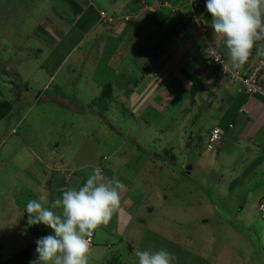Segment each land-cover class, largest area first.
<instances>
[{"label":"rangeland","instance_id":"374dc122","mask_svg":"<svg viewBox=\"0 0 264 264\" xmlns=\"http://www.w3.org/2000/svg\"><path fill=\"white\" fill-rule=\"evenodd\" d=\"M141 1L133 3L140 5ZM166 1L151 7L154 12L159 9L172 14L161 31L170 28L173 32L187 21L182 37L175 41H192L191 52L205 58L198 70L192 69L197 58L183 66L205 82L193 100L192 83L182 70L175 73L181 83L167 84L169 97L165 98L163 91L156 98L157 87L152 86L156 82L150 73H138L148 68V63L145 68L144 59L133 55H116L108 66L107 50L102 59L88 56L83 66L76 53L63 68L74 36L60 37L54 20L62 11L67 17H76L68 9L69 1L0 0V104H11L9 114L0 119V260L23 249L30 251L32 261L38 260L35 242L40 239L39 228L42 237L54 235V231L43 224L28 225V201L44 195L50 206L68 190V184L61 186L64 178L87 180L94 168H100L103 175L120 182L123 210L107 227L94 232L89 264H111L114 258H118L116 264H138L137 249L167 250L174 255L173 264H264V205H260L264 204V161L260 160L264 145L247 137L236 138L242 126L239 107L246 94H239L230 76L224 71L217 73L209 60L215 43L223 50L227 47L222 38L215 37L206 0ZM94 6L100 7L97 2ZM133 7L126 6L128 11ZM112 13L118 15V10ZM147 13L148 7L140 16ZM110 17L105 23L114 22ZM47 18L55 25L45 23ZM125 18L134 21L135 17L130 14ZM195 21L202 30L194 41ZM138 26L130 21L128 27L134 33ZM188 31L192 35H186ZM105 33L100 29L80 43L81 49L88 45L86 52L95 56L96 45H102L98 38ZM144 35L147 39L151 33L145 30ZM160 35L157 39L165 34ZM111 39L109 46L113 45ZM143 44L140 36L132 54H138ZM173 57H164L171 68L178 61ZM150 63L154 67L151 58ZM119 64L123 66L119 70L128 69L138 80L135 83L133 78L130 89L124 75L111 70ZM74 65L78 66L75 73H67ZM56 67L60 73L51 82L48 72ZM93 67L95 74L89 69ZM108 82H118L109 109L102 115L87 107L83 110L81 105L99 97ZM67 101L70 104L65 105ZM93 108L99 111L96 105ZM231 120H235L234 129L227 128ZM215 125L235 134L210 145L206 135ZM263 137L264 130L258 139Z\"/></svg>","mask_w":264,"mask_h":264},{"label":"clouds","instance_id":"9594fccd","mask_svg":"<svg viewBox=\"0 0 264 264\" xmlns=\"http://www.w3.org/2000/svg\"><path fill=\"white\" fill-rule=\"evenodd\" d=\"M206 9L212 17L211 28L215 37L224 40L227 55L234 69L243 68L254 49L256 55H264V44L260 43L264 41V0H206ZM108 15L110 17V14ZM79 16L77 15L75 19ZM99 21L106 20L101 19L100 15ZM194 25L201 33L202 28L198 26L197 21ZM186 26L177 32V39L182 37L181 32ZM258 59L259 57H255L250 67L242 71L249 72ZM204 61L205 58L203 63ZM216 70L220 73L218 69ZM154 74L157 75V72ZM236 85L238 87L239 84ZM238 93H245L249 97H258L257 94H262L260 92L249 94L239 90ZM215 127L222 130L220 141H223L225 130L220 126ZM208 142L210 145L215 143L210 142V138ZM122 204L120 182L103 175L100 168H94L82 186L64 191L62 199L55 200L50 206L47 205V197L44 195L29 200L26 205L28 225L43 224L54 231V235L41 237L35 242L38 260L32 261L31 264H89L91 258L89 237L101 226L107 227L114 216L123 210ZM55 209H59V212ZM261 211L264 215V209ZM93 238L94 235L92 241ZM134 255L138 258V264H173L174 260V255L163 249L158 251L137 249Z\"/></svg>","mask_w":264,"mask_h":264},{"label":"crops","instance_id":"0c3cea01","mask_svg":"<svg viewBox=\"0 0 264 264\" xmlns=\"http://www.w3.org/2000/svg\"><path fill=\"white\" fill-rule=\"evenodd\" d=\"M85 1H87V2H85ZM134 1L135 0H105V3L104 2L100 3L99 0H84V1L82 0V2H83L82 5L85 3L86 4L90 3V4L94 5L97 2L100 5V7H98V9L96 8L98 11L106 10L114 17L113 23H105L103 21L95 22L93 24L94 26L92 27V29L89 30V32H87V33L82 32L81 30H79L75 26V24L79 18L73 20L70 17H67V15L65 13H64L65 16H62V15H60V13L57 12L58 16H56L54 22H56L58 24L56 27H57V30H59V32L61 33L60 37L69 36V35L74 36L73 40L70 41L68 43V46H67V53H68L67 54L68 56L66 59L67 61L63 66L62 65L61 66L63 68H65L66 65L70 62L72 56L73 55L75 56L76 53H77V56L79 58V64L81 63V64H83V66H86V64H87L86 60L88 59L87 57L90 56L91 53L89 55V53L86 52V48L88 45H84L85 48L81 49L82 44H80V43H85L89 39L93 38L92 35L95 36L96 32H98L100 29H102V32L106 31V33L104 35L101 34L99 36V38L97 37L98 43L100 44V42H101L102 45H100V46L96 45V49H97L96 52L94 51V48L92 46H89L92 48V51H94L93 53H95V56H93V55L90 56V57H92L91 59H95V60H97V58L102 59L107 50L110 51V53L108 55V57H109L108 66L111 65L110 63H112L114 61V58L116 55H122L124 57H132L130 55H133L134 57L143 58L145 68L148 65H149V67L146 69L139 70L138 73L139 72L142 74H144V73L149 74L150 73V76H152V80H154L156 82L152 85V86H154V88L157 87L156 98L158 97V95L159 96L162 95L163 91L165 92L164 97L168 98L169 97V91L167 90V84L172 82L173 84L176 83V85H178L177 83H179L181 81V79L179 77H176L175 73L177 71H180L183 69L186 70V68L183 66H185V64H187L188 61L192 58H197V66L195 68H192V69L198 70L200 68L199 66L203 65V58H204L203 54L200 56V55H196V54L194 55V52H191L193 43L190 44V42H192V41L186 42L187 44L183 43L184 39L181 42L175 41V39H177L176 35H175V31L177 34V32L180 30L181 23H180V25L176 26V28L173 30V32H172V30L170 31V28H168L165 31H161V28L165 27V24L167 26V22L169 20H171V18H173L172 14L169 15V12H167L166 10L160 11L159 9H155V12H154L153 9H151V7H153L155 4L156 5L155 8H157V7H159L158 2H160V1L168 2V1H166V0H150V2H148V3L141 1L140 7L138 8V11H134V8L137 7L136 6L137 3L136 4L133 3ZM131 4H133L134 7L130 8V10L128 11L126 6L127 5L131 6ZM150 4H152V5H150ZM176 4H177V2H176ZM141 5H143V7ZM87 6H89V5H87ZM146 7H148V13L144 14L141 17L140 15H142V12L146 9ZM106 8H108V9H106ZM68 9L70 11H72L71 6L68 7ZM116 9L118 10V13H117L118 15H116V13H112ZM124 12H126V13H124ZM177 12L179 13V11H177ZM130 14H133V16L135 17V18H133L134 21H132V20H130V18H128L131 21L132 25H135L136 23L139 24V26H138L139 29L137 27V29L135 30L134 33L131 32V30H130L131 27H130V29L128 27L130 24V21L126 20V18H125L127 16H130ZM175 15H177V13ZM124 18H125V20H124ZM51 22L55 25V23L53 22L52 19H51ZM62 22H64V24ZM109 25H111L112 27ZM106 26H109L110 28L106 29ZM156 29L157 30L160 29V32L155 33ZM72 30H73V32H72L73 34L71 33ZM145 30H149L151 33V35L147 39H145V35H144ZM190 31L193 32V30H190ZM190 31H188L186 33V35ZM194 31H196V32H193L194 33L193 35L190 32L191 33L190 35H192L193 40H194L193 37L195 36V34L198 35L197 34L198 30H194ZM141 32L143 33V35H140ZM77 33H80V34L78 35ZM160 33H164L165 35H162L163 36L162 39H157L159 36H161ZM140 36H142V41L145 42V45L144 44L139 45L140 49L138 48V54H137V51H136V54H132V52H134V47L136 45V42L139 41ZM188 37L186 36V38H188ZM111 38H114V41L112 42L113 45L109 46L108 42ZM190 39H191V37H190ZM81 41H83V42H81ZM182 43L184 45L180 46V44H182ZM166 47L169 48L168 52L164 51ZM181 47H183V48H181ZM170 54H173V56L178 59L177 64L172 68L170 66V63L168 64V62H166L164 60V57H169ZM70 55H72V56L70 57ZM85 55H87V56H85ZM177 55H179V57H181V60H180V58L177 57ZM188 56H190V57H188ZM150 58L153 61L154 67L151 63L149 64ZM140 62H141V60H140ZM147 63H148V65H147ZM77 67H78L77 65H74L71 68V70L68 71L67 73H69V72L75 73ZM89 67H92V66H89ZM121 68H123V66L119 64L117 68L111 67V70H114V73L117 74L118 76L120 74L124 75V77L126 78L125 82L128 83V84L125 83L127 85V89H130L131 84L133 82L134 75L133 74L129 75L130 71L128 69L123 70V71L119 70ZM89 69L91 70L92 73H94V74L97 73L96 67L89 68ZM57 71H58V67H56L55 70L49 69L48 74L51 75V78H52L51 82H54V80L58 79V77H56L55 75L57 73H60V71L59 72H57ZM133 71H135V70H133ZM64 72H66V71H64ZM156 72H158L157 75L154 74ZM190 72H192V70ZM133 73H135V72H133ZM173 74L175 76H173ZM58 75L59 74H57V76ZM128 75L130 77L129 80H128ZM131 75H132V77H131ZM162 76H163V78H162ZM119 78H121V76ZM169 79H171V81H169ZM263 79H264V73H263ZM137 82L138 81H135V83H137ZM115 84H117V82ZM96 86H100V85L96 84ZM136 97H138V98L140 97L139 93L137 94ZM153 99L156 100L155 96L153 97ZM153 99H151V100H153ZM65 103L66 102H64V104ZM155 103L156 102L152 101L151 104H154L155 106H157V104H155ZM239 112H241L242 126L239 128V132L237 133L236 138L247 137V138L253 139L254 143L255 142H261L264 145V137L262 139L261 138L258 139V137H260L261 131L264 130V100H261L259 97L246 96L245 99L243 101H241V104L239 107ZM229 123H234V126L231 127V129L235 128V120H231ZM227 128L230 129L229 127H227ZM224 130H226V129H224ZM234 134H235L234 131L233 132H229L228 130L225 131V135H224L223 140L233 136ZM262 151L264 154V150H262ZM260 160H261V162L264 161V156H261ZM79 180H80V178H79ZM262 205H264V204H262ZM118 217H119V215H118ZM120 217H121V215H120Z\"/></svg>","mask_w":264,"mask_h":264},{"label":"trees","instance_id":"16d2710c","mask_svg":"<svg viewBox=\"0 0 264 264\" xmlns=\"http://www.w3.org/2000/svg\"><path fill=\"white\" fill-rule=\"evenodd\" d=\"M67 1H69V5L71 6L72 14L74 16H77V15L79 16L80 15L78 21L75 24V26L79 30L84 32V33L89 32V30H91L92 27L94 26L93 24L95 22L99 21V17H100L99 11L96 9V7L94 5H89L88 7L85 8V6H82V5L78 4V3H76V1H74V0H67ZM137 1H139V0H137ZM143 2H147L148 3V2H150V0H143ZM174 3L176 4V2H174ZM136 6L137 7L134 8V11H138V8L140 7V5H138V4ZM53 9L55 11H57L56 4L54 5ZM195 12H197L198 15H200L198 9H195ZM59 13H60V15L65 16L64 15L65 12L62 11V12H59ZM177 14H179V13L177 12ZM195 16H197L196 13H195ZM204 18H207V17L204 16ZM49 19L50 18H47L45 20V23L46 22H48V23L51 22V19L50 20ZM71 19L74 20L75 18H71ZM49 25H50V23H49ZM185 25H187V21H186V23L185 22L181 23L180 30L185 28ZM209 25H210V23L207 24L206 27H208ZM196 30H198V33H200V30L198 28H196ZM208 31L211 33L210 29ZM176 38H177V35H176ZM48 41H50V40H48ZM215 45H217V43H215ZM222 51H223L222 53L225 55V58L228 60L229 57L227 55V49L225 51L224 50H222ZM39 53H40V51H39ZM89 55H90V53H89ZM85 56H87V55H85ZM256 56L257 55H256V52H255V49H254L252 56L250 57L249 61L245 64V66L243 68L237 69V70L242 71V70H244L245 67L249 68L250 67V62L253 60V58L255 59ZM260 56L261 55H259L258 57H260ZM182 72H183L184 76L188 80H190L192 82L191 87H190V98H191V100H193L205 88V82L203 81L202 77L199 74L195 73L194 71L190 72L188 70L183 69ZM263 73H264V70L262 71V73L260 75V77H261V83L260 84L262 85V87H264V83H263L264 80L262 79L263 78ZM135 79H136V77H134V80ZM115 87H116V84L114 82H108V83L104 84L103 87H102V92L99 95V97L92 98L91 100L88 99V101H90V102H88L87 105H84V106L81 105L82 109L85 110V108L87 107V109L90 110L94 114H100V115L104 114L109 109L108 108V103L112 99L114 100L113 92L115 91L114 90ZM257 96L261 97L260 98L261 100H264V96H262V94L261 95L257 94ZM243 100L244 99H241V101H243ZM68 103L70 104V102H67V103H65V105L68 104ZM212 103L213 102L211 101L210 105ZM95 105L99 108L98 112H96V110L93 108ZM10 107H11V104L8 101H2L1 102V104H0V119L6 117L9 114ZM73 107L75 108V107H78V106L76 104H73ZM81 107L79 109H81ZM75 109H78V108H75ZM87 112H89V111H87ZM229 122L230 121H228V123H227V127H229L231 129V127L234 126V123H230L229 124ZM230 125H232V126H230ZM215 126H219V125H215ZM215 126H213V127H215ZM212 128L209 130V132L206 135L208 140L210 138V133H211ZM185 173H186V171H185ZM72 178H75V177L73 176L70 179H67V178L65 179L64 178L65 181H63L61 186H65V184H68V186H67L68 188L67 189L69 190L70 184L74 183V180H79V178L78 179H74V180H72ZM85 180H86V178H83V179L77 181L76 184H74L75 185L74 187L78 188L79 186H82L84 184L83 182ZM58 185L60 186V184H58ZM62 195H60V196H62ZM148 209H150L152 211L151 207L148 208ZM39 229H40L39 238H41L42 237V234H41L42 233V230H41L42 227L39 228ZM93 235L95 237V233ZM92 245H93V241H92L91 247H92ZM129 246H130V251H132L133 250L132 245H129ZM30 254L31 253H30V251L28 249H23V250L19 251L18 253L8 257L6 260H0V264H31L32 259L30 257Z\"/></svg>","mask_w":264,"mask_h":264},{"label":"built area","instance_id":"2783aa9c","mask_svg":"<svg viewBox=\"0 0 264 264\" xmlns=\"http://www.w3.org/2000/svg\"><path fill=\"white\" fill-rule=\"evenodd\" d=\"M100 15H101V19L103 20H106L107 16L108 18H110L108 13H106L105 11H101ZM214 47L216 51L212 47L210 52L208 53L209 60L211 61L212 66L214 68L218 69L220 73L224 71V74L226 76H230L232 83H236V84L238 83L239 85L237 88L240 92L243 91L249 94L260 92L264 94V88L260 84L261 83L260 75L264 70V55H261L259 57L258 62H256L253 65L252 69L249 72L239 71L232 67V63L230 59L227 60L225 58V55L222 53L223 52L222 49H220L215 45ZM229 68L230 71H228ZM221 138H222V130L218 127L213 128L210 134V142L220 141ZM92 237L93 235L89 237L91 244H92Z\"/></svg>","mask_w":264,"mask_h":264},{"label":"water","instance_id":"95a60500","mask_svg":"<svg viewBox=\"0 0 264 264\" xmlns=\"http://www.w3.org/2000/svg\"><path fill=\"white\" fill-rule=\"evenodd\" d=\"M117 261H118V258H114V259L112 260L111 264H116Z\"/></svg>","mask_w":264,"mask_h":264}]
</instances>
